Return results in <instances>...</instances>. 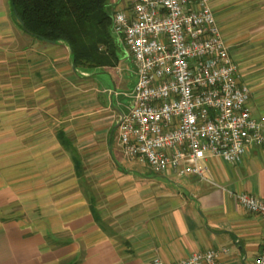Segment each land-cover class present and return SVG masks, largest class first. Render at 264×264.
I'll return each instance as SVG.
<instances>
[{"label": "crops", "instance_id": "crops-1", "mask_svg": "<svg viewBox=\"0 0 264 264\" xmlns=\"http://www.w3.org/2000/svg\"><path fill=\"white\" fill-rule=\"evenodd\" d=\"M211 4L240 71L233 37L252 36V85L242 76L264 115V0ZM113 36L115 66L75 68L69 46L27 34L0 0V264H170L224 248L219 264H254L264 220L234 194L264 198V144L241 164L210 159L208 180L118 156L132 90L120 88L126 50Z\"/></svg>", "mask_w": 264, "mask_h": 264}, {"label": "built area", "instance_id": "built-area-1", "mask_svg": "<svg viewBox=\"0 0 264 264\" xmlns=\"http://www.w3.org/2000/svg\"><path fill=\"white\" fill-rule=\"evenodd\" d=\"M111 29L136 66L128 111L118 126L122 152L158 173L208 180L210 159L241 164L264 144V115L233 59L211 0H116ZM264 220V198L235 193ZM208 249L170 264H219ZM151 264H168L156 256ZM254 264H264V248Z\"/></svg>", "mask_w": 264, "mask_h": 264}, {"label": "trees", "instance_id": "trees-1", "mask_svg": "<svg viewBox=\"0 0 264 264\" xmlns=\"http://www.w3.org/2000/svg\"><path fill=\"white\" fill-rule=\"evenodd\" d=\"M21 28L71 49L75 68L115 66L118 46L112 34V0H10Z\"/></svg>", "mask_w": 264, "mask_h": 264}, {"label": "rangeland", "instance_id": "rangeland-1", "mask_svg": "<svg viewBox=\"0 0 264 264\" xmlns=\"http://www.w3.org/2000/svg\"><path fill=\"white\" fill-rule=\"evenodd\" d=\"M116 0H112V2H114ZM248 10V7H246V11ZM113 34V32H112ZM235 39L234 45L232 46L233 48V52L234 55L236 56V58H238V62L240 63V65L242 66V75H245L246 77V81L251 83L252 85V36H237V37H233V40ZM124 60V65L127 67L126 71H124L122 73V76L124 78L123 81V85L122 88L123 90H127L128 92H130L132 90V85L134 84V80L136 79V77L134 76V73L136 71V66L135 64L131 61V58L129 57V55L126 53L125 57L123 58ZM135 68V71H134ZM85 71H80L78 72V75L80 76H85ZM244 73V74H243ZM120 75V74H118ZM93 78L96 81H102L104 82V84H106L107 86H110L111 90H114V83L112 82L111 76L101 70H96L93 71ZM134 86V85H133ZM125 94V93H124ZM122 93V95L120 96V99L122 100V102L124 104L127 103V105L129 104V98L124 95ZM127 107V106H126ZM126 107L124 110H126ZM118 156H120L123 159H126L127 161L133 163L134 165H137L136 161L132 158H129L128 156H126L120 147V153L118 154ZM139 168H145V171H150L151 169L147 166V165H143V164H138ZM155 172V171H154Z\"/></svg>", "mask_w": 264, "mask_h": 264}, {"label": "water", "instance_id": "water-1", "mask_svg": "<svg viewBox=\"0 0 264 264\" xmlns=\"http://www.w3.org/2000/svg\"><path fill=\"white\" fill-rule=\"evenodd\" d=\"M122 118H123V116L121 117L120 121L122 120ZM120 121H119V123H120ZM119 123H118V125H119Z\"/></svg>", "mask_w": 264, "mask_h": 264}]
</instances>
